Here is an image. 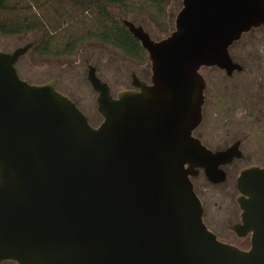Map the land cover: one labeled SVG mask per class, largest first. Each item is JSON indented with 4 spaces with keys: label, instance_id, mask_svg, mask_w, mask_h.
<instances>
[{
    "label": "water",
    "instance_id": "obj_1",
    "mask_svg": "<svg viewBox=\"0 0 264 264\" xmlns=\"http://www.w3.org/2000/svg\"><path fill=\"white\" fill-rule=\"evenodd\" d=\"M151 64V83L112 94L96 68L94 127L55 81L32 84L16 64L33 43L0 49V263L264 264V168L238 177L250 247L221 241L203 220L191 176L210 179L233 153L192 135L202 119L200 69L231 72L228 48L264 25V0H182L174 29L153 39L123 19Z\"/></svg>",
    "mask_w": 264,
    "mask_h": 264
},
{
    "label": "flooded vegetation",
    "instance_id": "obj_2",
    "mask_svg": "<svg viewBox=\"0 0 264 264\" xmlns=\"http://www.w3.org/2000/svg\"><path fill=\"white\" fill-rule=\"evenodd\" d=\"M228 53L236 65L231 72L218 66L200 69L205 80L202 119L192 135L213 153H233L228 161L219 165L218 171L211 173L213 179L203 168H198L191 176L203 209L202 194H206L207 188L214 186L223 191H235L239 194L237 201L241 172L250 167L264 168V25L242 33L229 46ZM145 80L151 83V76ZM238 207L240 219L229 228L237 237L250 239L251 235L240 237L233 230L234 225L241 222L239 203ZM203 220L206 223L205 210ZM249 247L250 243L245 249ZM0 264L17 262L5 260Z\"/></svg>",
    "mask_w": 264,
    "mask_h": 264
},
{
    "label": "trees",
    "instance_id": "obj_3",
    "mask_svg": "<svg viewBox=\"0 0 264 264\" xmlns=\"http://www.w3.org/2000/svg\"><path fill=\"white\" fill-rule=\"evenodd\" d=\"M170 8L171 0H0V35L42 31L41 40L29 50L37 56L71 57L82 45L95 41L143 64L149 61L147 51L113 11H123L124 19L142 25L154 39L145 22L167 36L175 26ZM137 15L144 21H138Z\"/></svg>",
    "mask_w": 264,
    "mask_h": 264
},
{
    "label": "rangeland",
    "instance_id": "obj_4",
    "mask_svg": "<svg viewBox=\"0 0 264 264\" xmlns=\"http://www.w3.org/2000/svg\"><path fill=\"white\" fill-rule=\"evenodd\" d=\"M181 3L182 0H171L170 13L174 21L180 11L178 6ZM113 13L119 19L127 16L119 9H115ZM137 20L143 22V16L137 15ZM145 24L153 33L154 39L163 37L154 25L148 22ZM42 37V31L20 36L0 35V49L13 52L27 43H38ZM90 65L94 66L97 75L110 85L114 95L121 90L131 88L132 74L142 80L150 78L152 74L149 61L139 64L125 57L117 49L95 41L82 45L71 57L37 56L28 51L19 58L16 68L20 77L32 84H45L54 80L56 88L74 100L89 118L90 124L97 127L103 117L98 111V93L88 80ZM205 193L202 197L208 226L223 242L247 248L250 239L237 237L229 228L240 219V210L236 201L239 194L235 191H223L214 186L207 188Z\"/></svg>",
    "mask_w": 264,
    "mask_h": 264
}]
</instances>
